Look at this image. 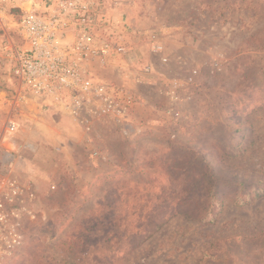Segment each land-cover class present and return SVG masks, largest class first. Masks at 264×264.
<instances>
[{
    "label": "rangeland",
    "instance_id": "obj_1",
    "mask_svg": "<svg viewBox=\"0 0 264 264\" xmlns=\"http://www.w3.org/2000/svg\"><path fill=\"white\" fill-rule=\"evenodd\" d=\"M81 1L127 47L104 78L142 105L90 133L22 111L6 142L0 116V149L35 197L0 264H264V0ZM9 72L0 52L1 99L18 90Z\"/></svg>",
    "mask_w": 264,
    "mask_h": 264
},
{
    "label": "built area",
    "instance_id": "obj_2",
    "mask_svg": "<svg viewBox=\"0 0 264 264\" xmlns=\"http://www.w3.org/2000/svg\"><path fill=\"white\" fill-rule=\"evenodd\" d=\"M44 1L45 5L35 0H0V52L10 67L9 81L18 87L11 98H0V110L9 112L2 142L17 128L15 116L33 101L59 109L83 133H90L99 118L129 124L141 99L123 79L104 78L127 55L121 37L110 28L102 32L97 28L90 2ZM14 9L21 13L16 20L9 14ZM152 51L161 54L163 48L155 42ZM191 81L192 75L185 84ZM179 88L178 81L171 82L167 94L172 101L177 100ZM140 130V126L133 128L134 133ZM13 169L14 153L0 149V263L23 246L25 225L35 218L34 194L12 174Z\"/></svg>",
    "mask_w": 264,
    "mask_h": 264
},
{
    "label": "crops",
    "instance_id": "obj_3",
    "mask_svg": "<svg viewBox=\"0 0 264 264\" xmlns=\"http://www.w3.org/2000/svg\"><path fill=\"white\" fill-rule=\"evenodd\" d=\"M36 103H40V102L36 101ZM4 112H7V110H4L3 112H0V116ZM56 112H58L60 116L63 115L59 111V109H57V108H53L52 110H49V111H44L43 108H42V105H30V106H28L25 109V113L24 114L29 117V120H30L31 123H35L36 119H41L42 117L48 118L50 120L51 119L52 120L56 119L58 117V116H55V114H57ZM65 120H66V118H65ZM66 123H68L67 120H66ZM14 157H15V155H14Z\"/></svg>",
    "mask_w": 264,
    "mask_h": 264
},
{
    "label": "trees",
    "instance_id": "obj_4",
    "mask_svg": "<svg viewBox=\"0 0 264 264\" xmlns=\"http://www.w3.org/2000/svg\"><path fill=\"white\" fill-rule=\"evenodd\" d=\"M259 196H256L255 198H258Z\"/></svg>",
    "mask_w": 264,
    "mask_h": 264
}]
</instances>
